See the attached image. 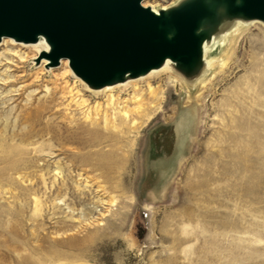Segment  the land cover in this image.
I'll return each mask as SVG.
<instances>
[{
	"label": "rangeland",
	"instance_id": "1",
	"mask_svg": "<svg viewBox=\"0 0 264 264\" xmlns=\"http://www.w3.org/2000/svg\"><path fill=\"white\" fill-rule=\"evenodd\" d=\"M6 41L0 264H264V24L190 99L169 73L95 95Z\"/></svg>",
	"mask_w": 264,
	"mask_h": 264
},
{
	"label": "water",
	"instance_id": "2",
	"mask_svg": "<svg viewBox=\"0 0 264 264\" xmlns=\"http://www.w3.org/2000/svg\"><path fill=\"white\" fill-rule=\"evenodd\" d=\"M144 1L0 0V42L43 38L47 68L67 59L77 77L100 89L146 75L168 59L191 77L203 63L204 43L227 21L264 22V0H178L157 12Z\"/></svg>",
	"mask_w": 264,
	"mask_h": 264
},
{
	"label": "bare ground",
	"instance_id": "3",
	"mask_svg": "<svg viewBox=\"0 0 264 264\" xmlns=\"http://www.w3.org/2000/svg\"><path fill=\"white\" fill-rule=\"evenodd\" d=\"M144 5L145 6H151L153 8V10H155L156 12L158 11V8H166V7L169 6V5H165V4L164 5H157V4H152V5L150 4L149 5V4H145V1H144ZM256 23L264 24V22H262L260 20L246 21V20H242V19H234L232 21H227L226 24H225L227 26L226 28H224L222 31L217 32L216 34H214V36L211 39L207 40L204 43V60H203V63L200 66V68L191 77H185V76L181 75L179 72H177V70L174 67L173 62L168 59V60H166V62L160 68L153 69L149 73H147L146 75H142V76L137 77L135 79H128V80H126V81H124L122 83H116L114 85H108V86H105V87L100 88V89H91L79 77H77L73 73L72 70L71 71H72V74L75 77L79 78L81 83L95 95L101 94V92L104 93L106 91H110V90H112L114 88H121V89L128 88L133 83L141 81L142 79H144V78H146L148 76L151 77V76H157V75H159L161 73H169L171 76H173L176 79L177 82L180 83L182 89L184 90V92L186 93V95L188 96L189 99H190V95H192V94L197 95V97H198L201 94V92L207 87V85L212 81L214 75L218 72V71L216 72V68L218 67L220 69H223V67L231 59L232 55L234 54V50L236 48L237 41H238V38H239L240 34L242 32H244L250 25H252V24L254 25ZM7 39L11 43L14 42L16 44H21L23 46H25V45L33 46V48H35L38 53L40 52L39 56L36 57V58L40 59L43 62L45 61L44 66H46V64L48 63V59L43 56V53L49 51V45L46 43V41L43 38H41L36 43L17 42L15 40H13L12 38H4V39H2L0 44L2 43L4 45H6L7 44V41H6ZM225 41L229 42V45L226 48L225 52H223V54L219 55V56L212 55L213 54V51H212L213 47L216 44H223ZM263 48H264V46H263ZM16 49H18V50L20 49L21 50L22 48H20L19 46H16ZM66 61L68 62L67 64L70 67L69 61L67 59H62L60 61V64L63 63L62 69H64V68L66 69V67H65L66 66L65 62ZM58 66H55V67H58ZM55 67H50V68H48V70L52 69V68H55ZM124 111H125V114H126L127 111L125 109H124ZM181 115H182V113H181ZM184 119H183V121H184ZM179 124L180 123H178V125ZM184 124H186V123H184ZM187 125H188V123H187ZM182 127H184V126H182ZM180 129H182V128H180ZM186 129H187V126H186ZM188 132L189 131L186 132V130H185V133H188ZM183 135H185L184 132H183ZM164 164H165V162H164ZM160 169H161V166H160ZM164 179H165V177H164ZM147 182L148 181L146 180V183ZM148 184H149V182H148Z\"/></svg>",
	"mask_w": 264,
	"mask_h": 264
}]
</instances>
